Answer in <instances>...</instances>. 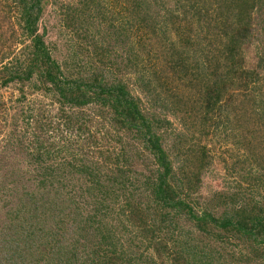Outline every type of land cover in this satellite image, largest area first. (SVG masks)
I'll use <instances>...</instances> for the list:
<instances>
[{
    "label": "trees",
    "instance_id": "1",
    "mask_svg": "<svg viewBox=\"0 0 264 264\" xmlns=\"http://www.w3.org/2000/svg\"><path fill=\"white\" fill-rule=\"evenodd\" d=\"M44 1L0 0V85L59 103L33 108L28 137L33 114L6 123L0 96V264H264V41L256 67L244 60L264 0L61 2L75 33L64 59L40 31ZM224 108L215 132L247 155L199 210L203 137ZM170 114L185 131L163 144Z\"/></svg>",
    "mask_w": 264,
    "mask_h": 264
},
{
    "label": "rangeland",
    "instance_id": "2",
    "mask_svg": "<svg viewBox=\"0 0 264 264\" xmlns=\"http://www.w3.org/2000/svg\"><path fill=\"white\" fill-rule=\"evenodd\" d=\"M163 1L168 7H171L174 5L172 4L173 1L171 0H163ZM61 2L65 4L67 3L76 4L77 2L81 3V0H45L44 1L45 9L40 19V31H43V32L45 31L46 39L48 41H51L52 43H55V46L57 47L54 51L55 55L59 59H64L66 56V53H69V51L66 50L67 49L66 43L72 42L74 40L75 33H73L72 30L67 28V26L64 24V13H63L64 9L60 6ZM113 2L116 3L115 0H113ZM110 6H114V4L110 3ZM157 8L159 9L160 14H163V12L165 11L163 7H157ZM96 9H97L96 4H93L91 5L90 9L87 10V12L96 14ZM120 9H122L120 5L115 4V6L111 9L110 12L116 13ZM259 16L260 15L255 11L254 20L252 24L251 40L247 42L246 48H245L244 60H245V65L248 67H256L259 53L263 46L261 41H264V25L262 24ZM99 19L100 18H98V20L94 18L95 21L92 22L93 27L97 26L98 38H100L102 34L105 33V29H106V23L105 22L100 23ZM26 40H27L26 42L30 41L29 39H26ZM23 46H24L23 43L22 44L19 43L18 45L15 46L17 53L22 52L21 48ZM81 59L87 60V56L85 53L81 55ZM112 70H114L115 72L114 68ZM108 74L111 75L110 73ZM116 76L118 78L122 77L125 79H129V76H132V79L134 78L133 74L132 75L130 74L121 75L119 73L118 74L116 73ZM131 88L134 94H137L138 96L143 98V101L145 102V107H147L148 106L147 101L145 97L143 96V94L140 93V91L137 88H135L134 85H131ZM22 94L26 95V99L24 100L20 99L23 96ZM0 96H1V99L6 104V111H7V116H8V121L6 123L10 121V116L13 113H18V111H23L27 114H33V117H30L28 121L25 120V127L28 126L29 128L28 137L32 136L31 132L33 133V135L38 134L37 132H35V123H36L35 115L38 112V110L33 109V108H36L37 105L40 106V104L43 105L45 102L44 107H48L51 113L58 112V108H57L59 105L58 102H52L54 104L51 103L49 105L48 103L51 102V100L47 95L45 94L42 95L40 91L32 89V87L27 84H25L24 87L22 88L19 85V83L18 84L11 83L7 86L0 85ZM17 100H21V101L18 103ZM36 102H39V103H36ZM222 110H225V111H222L223 115L222 116L218 115L217 119L214 120L212 126L208 128L210 129L209 131L210 134L203 137L204 138L203 140L206 141L208 144L209 150L207 152L208 153V164L205 167L204 174H203V187L201 191L199 192L203 196V199L200 200L201 203H200L199 210H202L201 206L203 205L204 197L209 195L211 190L216 189V188H221L223 186L224 187L231 186L234 183L233 179H236V180L240 179L237 173H235L234 174L235 177H232V178L230 175L227 174L228 172L227 165H231L233 162L236 161L237 158L240 157L241 159H243L247 155L244 149H240V148L237 149L235 144L230 139L224 140L223 135L221 136L220 134H218L221 131L215 132V130H217L216 129L217 126L219 127L222 121L226 119V116H225L226 108ZM86 112L88 114L93 115V110L91 109L87 108ZM169 117L172 120L173 124L171 127L168 128L167 133L164 134L163 144L164 143L166 144L167 139L171 137V135L175 131H182V130L185 131L184 129L185 127L181 120H179L178 118H176L175 116L171 114L169 115ZM5 132L6 131L3 132L4 136L6 134ZM3 141L4 139L0 135V153H2L1 143ZM29 149L33 150V147H29ZM144 154L145 155L142 158L134 161L135 167H138L139 169H143L144 164L142 163V160L145 158L150 159L153 157L152 154L148 151ZM4 172L5 170L1 168L0 169V182H1V174H3ZM140 192H142V190ZM144 195H146V192H144ZM256 198L258 199L261 198V195H256ZM181 226L184 229L188 227V225L186 224H182ZM233 252L238 254L240 251L239 249L235 248Z\"/></svg>",
    "mask_w": 264,
    "mask_h": 264
}]
</instances>
